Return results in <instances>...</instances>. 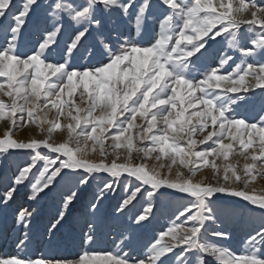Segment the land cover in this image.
I'll return each instance as SVG.
<instances>
[{"label":"snow or ice","instance_id":"obj_1","mask_svg":"<svg viewBox=\"0 0 264 264\" xmlns=\"http://www.w3.org/2000/svg\"><path fill=\"white\" fill-rule=\"evenodd\" d=\"M0 241L264 264V0H0Z\"/></svg>","mask_w":264,"mask_h":264},{"label":"rangeland","instance_id":"obj_2","mask_svg":"<svg viewBox=\"0 0 264 264\" xmlns=\"http://www.w3.org/2000/svg\"><path fill=\"white\" fill-rule=\"evenodd\" d=\"M21 203H23L24 207H28V203L27 202L21 201ZM33 207H38V209H39V211H40L42 216H47V214L50 211L53 210L52 209V201L50 199L42 200L38 206L37 205H33ZM78 207H79V205H77V208ZM77 215H79V209L73 210V217L75 218ZM65 235H66V233L61 234V239H63ZM112 235H115V233H112ZM237 237L239 239V237H240L239 233H237ZM44 239L47 240V235L46 234H45ZM109 239H111V235L109 236ZM40 251H46V249L41 247ZM60 251L67 253V252L74 251V249L72 247H70V246H61ZM14 252H15L14 245H12L10 242L9 243H5L3 241H0V254L14 253Z\"/></svg>","mask_w":264,"mask_h":264}]
</instances>
